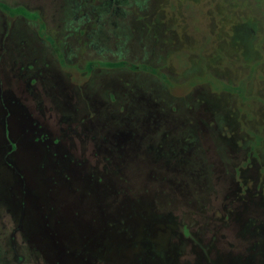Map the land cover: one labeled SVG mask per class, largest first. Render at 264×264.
Listing matches in <instances>:
<instances>
[{"label": "rangeland", "instance_id": "1", "mask_svg": "<svg viewBox=\"0 0 264 264\" xmlns=\"http://www.w3.org/2000/svg\"><path fill=\"white\" fill-rule=\"evenodd\" d=\"M10 1L0 0V264H264V0ZM63 21L78 30L43 64L63 92L95 77L97 100H113L129 79L112 73L123 63L152 68L174 99L195 91L190 137L164 139L150 155L173 167L195 145L209 159L208 188L182 187L179 201L164 184L150 196L160 174L136 168V178L119 155L102 162L106 140L122 141V153L130 135L100 134L93 113L77 123L68 107L47 108L38 75L26 76L36 57L3 63L12 28L20 47Z\"/></svg>", "mask_w": 264, "mask_h": 264}, {"label": "trees", "instance_id": "2", "mask_svg": "<svg viewBox=\"0 0 264 264\" xmlns=\"http://www.w3.org/2000/svg\"><path fill=\"white\" fill-rule=\"evenodd\" d=\"M105 1L102 2L101 6L106 5L105 3H107V6L112 5V0ZM12 2H15V0L10 1V3ZM116 3L128 4L129 0H117L115 1V4ZM112 13L116 14L117 12L114 11ZM112 16L116 19L115 15ZM71 21L72 23L74 22L73 20ZM79 22H82V18L78 19V23ZM12 29L9 42L6 41L7 51L9 52L12 50V52H10L11 55L9 53L5 56L3 59L4 64L10 61L11 58L14 59L16 57H12V54L19 55V59H22L23 55H25V59L26 57L28 59L36 57L37 64L35 68L30 71L36 73L39 70L36 79L39 82L38 90L49 96L48 100L53 104L56 110L64 106L68 107L69 113L74 116L73 118H76L77 121L93 113V117L88 119V122L93 124L100 134L113 138L111 134L116 133L115 131H119L123 134L130 135L132 139L135 140L134 142L132 141V144H129V147H126L122 153H120V149H118L119 146L116 147V145H118L117 141L114 140V142H112L106 140L103 143L106 150L105 154L106 156L108 154L111 155L106 157L107 162L105 164L111 167L112 160L118 163L119 158L117 155H119L126 160L125 169L130 174L134 172L133 176L136 175L135 171L137 168L141 175L144 172L153 176L160 174L162 178H167L166 180L160 178L161 181L158 179L155 180L160 183V186L156 183L149 185L152 186L149 190L150 196L154 195L157 188L164 189L163 185L165 184L169 188L176 186L177 190H179V201H184L185 195L183 188L186 189V187L196 186L198 189H202L206 188V186L208 188V186L212 184V177L208 172L209 165L206 164L209 159H207L204 153L195 145L192 146L191 144L186 152L183 151L181 153V163L173 167L165 163L167 160L162 158L157 159L150 155V152L153 151L155 146L159 145L164 139L168 142H175L178 140H187L188 136L190 137V133H192L197 124V122L194 121L196 112V106H194L195 91H191V93L187 94L184 98L174 99L165 92L162 86L164 84L163 77L160 78L157 76V73H152V68L149 66H139L133 70L129 68L130 66L127 67V64L123 63L124 67L119 70H113L112 73H127L129 79L122 84L118 81L120 87H118V91L113 93V100H110L111 96L108 94H103L104 96L101 95V92L100 96L102 99L97 100V96L99 95H96V90L91 88V85L94 84L95 77H93L91 85L87 83L80 88H72L69 91L63 92L62 87L58 86L54 79L56 78V74H50V70L43 68L44 58L46 54L49 56L51 53L58 57L61 55L60 50L68 49V45L71 42L68 43L67 38L73 36L78 30V27L76 26L72 32L70 30L68 31V26L63 21L61 26L57 25L56 27L52 25V28H49V33L46 32L40 35L33 33L30 38L27 39V42L32 45L20 43V47H18L19 43H14L17 40L14 39L16 37L15 33L17 32V28ZM97 29L99 31L101 28L99 27ZM20 30L22 32L25 31L19 28L18 31ZM90 36V33L86 31L82 37L89 41ZM54 42H58L59 44ZM94 42L100 41L94 40ZM91 66L97 67L98 63L93 62ZM100 70L101 69L96 72V76L103 73V71ZM140 73L141 75H138ZM53 80V84L56 88L50 89V87H48L46 90V85ZM52 93L58 95L59 98L56 99L55 96H52ZM50 98L53 99L50 100ZM201 123L204 122L201 121ZM108 129H111L112 132ZM211 130L212 129H208L210 134H212ZM104 131L108 132L107 135ZM193 141L195 143L198 140L195 139ZM137 159L139 163L138 167H136ZM226 160H230L229 157L226 156L225 160H223L225 166L229 168L231 162L226 163ZM229 171L232 172L233 168L230 167L228 169V172ZM135 177L137 178V175ZM179 186H181V188H179ZM135 192L143 193V186H138ZM143 205L146 206V203ZM136 208L137 210L142 209L140 204L137 205ZM114 209L115 204L113 203L112 205L105 197V212H111Z\"/></svg>", "mask_w": 264, "mask_h": 264}, {"label": "flooded vegetation", "instance_id": "3", "mask_svg": "<svg viewBox=\"0 0 264 264\" xmlns=\"http://www.w3.org/2000/svg\"><path fill=\"white\" fill-rule=\"evenodd\" d=\"M25 44V43H24ZM22 59H25V55H23L22 56ZM30 69L31 68H26L25 69V71H26V76L27 75H31V74H36V75H33V76H31V77H29V79H28V81H30V80H32V78H36V76L38 75L37 73H39V70L36 72V73H32L31 71H30ZM53 106V104L51 103H48V105L46 106L47 108H50V110L51 111H53V109H56L54 106ZM46 111H48V110H46ZM70 116L71 117H74V116H72L71 114H70ZM74 119H76V118H74ZM84 118H81V120H83ZM81 120H78L77 121V119H76V122L77 123H79V122H81ZM121 134H123V133H121ZM73 135H74V137H77V127H76V129L74 130V133H73ZM124 135H128V134H124ZM128 137L130 138V136L128 135ZM115 141H117V140H115ZM121 142L122 141H120L119 139H118V141H117V143H118V145H116V147H118V146H120V144H121ZM57 152H59V150L57 149ZM54 153V152H53ZM107 160H105V161H102L103 163L104 162H106ZM71 167V169L72 168H74V166L72 165V166H70ZM76 169H74V170H72V173L71 174H73V175H71V177H75V176H77L78 174H77V172L75 171ZM75 180H77V179H75Z\"/></svg>", "mask_w": 264, "mask_h": 264}]
</instances>
